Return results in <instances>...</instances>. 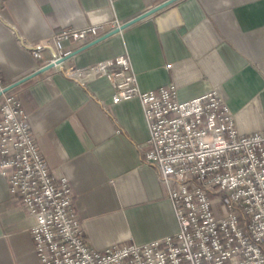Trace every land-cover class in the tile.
I'll use <instances>...</instances> for the list:
<instances>
[{"label":"crops","instance_id":"crops-1","mask_svg":"<svg viewBox=\"0 0 264 264\" xmlns=\"http://www.w3.org/2000/svg\"><path fill=\"white\" fill-rule=\"evenodd\" d=\"M165 0H6L0 5V69L13 83L46 63L37 43L65 27L126 22ZM81 44L64 40L70 53ZM126 55L142 90L177 85L181 100L212 88L240 133L264 130V0H178L65 61L86 67ZM50 169L72 185L85 236L99 249L143 244L179 229L172 201L140 144L150 130L138 97L113 101L105 77L78 84L55 67L13 88ZM34 218L0 173V264H41Z\"/></svg>","mask_w":264,"mask_h":264},{"label":"built area","instance_id":"built-area-1","mask_svg":"<svg viewBox=\"0 0 264 264\" xmlns=\"http://www.w3.org/2000/svg\"><path fill=\"white\" fill-rule=\"evenodd\" d=\"M6 0H0V5ZM65 27L32 50L52 53L46 63L120 27ZM65 63V62H64ZM56 65L78 84L105 77L113 101L138 97L150 136L140 144L143 163L154 167L173 203L179 229L143 244L95 248L85 236L72 185L50 169L29 114L0 69V173L10 192L34 218L31 235L41 264H264V130L240 133L217 88L181 100L177 85L144 91L128 56L86 67ZM44 64V65H45Z\"/></svg>","mask_w":264,"mask_h":264},{"label":"water","instance_id":"water-1","mask_svg":"<svg viewBox=\"0 0 264 264\" xmlns=\"http://www.w3.org/2000/svg\"><path fill=\"white\" fill-rule=\"evenodd\" d=\"M178 0H165L164 2L162 3H159L157 5H155L154 7H152L151 9L141 13V14H138L136 15V17L124 22L120 27L118 28H115L113 30H109L107 33L99 36L98 38L96 39H93V41L89 42V43H86V44H83L81 46H79L78 49L74 50V51H71L70 53H67L66 55H64L63 57L61 58H58L56 61H50L49 63L45 64V65H42L41 67H39L38 69H36L34 72L26 75V76H23L21 79L9 84L7 86V88H5L4 92H6L7 90L9 89H13L14 87L18 86V85H21L22 82H25L27 80H30L34 77H36L37 75L41 74V73H44V72H47V71H50V69L52 68H55L56 65H59L61 63H64L66 60H68L69 58H71L72 56L76 55V54H79L80 51H83L91 46H93L94 44H97L103 40H106L108 39V37H110L111 35H114L116 33H119L121 32L123 29L137 23L139 20L141 19H144L146 17H149L151 16V14H154L162 9H164L166 6H168L169 4L171 3H174ZM54 55H56V52L53 51L52 52ZM2 94V92H0V95Z\"/></svg>","mask_w":264,"mask_h":264}]
</instances>
